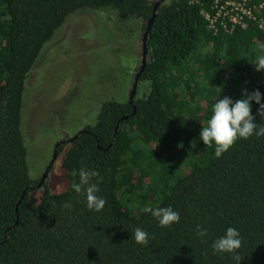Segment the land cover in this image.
I'll use <instances>...</instances> for the list:
<instances>
[{
  "label": "trees",
  "instance_id": "obj_1",
  "mask_svg": "<svg viewBox=\"0 0 264 264\" xmlns=\"http://www.w3.org/2000/svg\"><path fill=\"white\" fill-rule=\"evenodd\" d=\"M156 2L0 0V264H234L211 247L229 226L242 236L240 264H264V137L238 139L219 158L199 138L218 98L259 89L264 102V70L254 65L264 57V28L215 32L201 14L209 0ZM86 9L142 22V35L155 17L143 85L131 102L102 101L93 123L57 142L67 185L54 192L29 175L23 96L45 43ZM258 107L253 101L251 113L264 123ZM81 167L102 177L99 212L71 188ZM149 204L172 206L180 221L159 226L142 211ZM135 227L149 233L147 246L131 238Z\"/></svg>",
  "mask_w": 264,
  "mask_h": 264
},
{
  "label": "rangeland",
  "instance_id": "obj_2",
  "mask_svg": "<svg viewBox=\"0 0 264 264\" xmlns=\"http://www.w3.org/2000/svg\"><path fill=\"white\" fill-rule=\"evenodd\" d=\"M141 51L142 22H120L108 10L69 14L26 80L21 129L31 178H41L58 141L95 121L102 101L128 99ZM62 155H56L43 182L54 192L67 185Z\"/></svg>",
  "mask_w": 264,
  "mask_h": 264
},
{
  "label": "clouds",
  "instance_id": "obj_3",
  "mask_svg": "<svg viewBox=\"0 0 264 264\" xmlns=\"http://www.w3.org/2000/svg\"><path fill=\"white\" fill-rule=\"evenodd\" d=\"M257 71L264 70V57L254 64ZM241 99L233 100L225 96L218 98L211 107V114L207 124L202 126L199 138L203 143L212 147L214 145V155L219 158L227 152L238 139H249L250 137H264V123L255 122L251 113L252 102L259 105L257 114L264 121V102L259 89L249 92L244 89ZM78 180L72 183L71 188L77 195L84 197V202L89 211L99 212L103 210L106 199L98 193L102 177L94 169L81 167L77 173ZM65 209H71L72 204L65 202ZM144 213L151 214L156 219L159 226L171 227L180 221V213L172 206H152L145 205L142 209ZM196 235L204 238L208 235L207 228L197 225ZM131 238L142 246H147L150 241L149 233L141 227H135L131 232ZM214 253H231L234 264H240L243 258L239 254L242 247V236L238 228L229 226L224 234L214 239L211 245Z\"/></svg>",
  "mask_w": 264,
  "mask_h": 264
},
{
  "label": "built area",
  "instance_id": "obj_4",
  "mask_svg": "<svg viewBox=\"0 0 264 264\" xmlns=\"http://www.w3.org/2000/svg\"><path fill=\"white\" fill-rule=\"evenodd\" d=\"M201 14L215 32L246 28L252 23L264 28V0H209V7H202Z\"/></svg>",
  "mask_w": 264,
  "mask_h": 264
},
{
  "label": "water",
  "instance_id": "obj_5",
  "mask_svg": "<svg viewBox=\"0 0 264 264\" xmlns=\"http://www.w3.org/2000/svg\"><path fill=\"white\" fill-rule=\"evenodd\" d=\"M161 1H163V0H157L155 7H157V4L159 2H161ZM154 17H155V14H153L152 17L148 20L147 27H146L145 31L143 32V35H142V56H143V58H142L140 69H139V71L136 73V75L134 77V82H133L132 88H131V90L129 92V100H130V102L132 101L133 96L135 94L136 85H137V82H138V78L140 76V72L142 71V69L144 68L145 63H146V55H147V51H148V48L146 46V38H147V34L149 32V29L151 27V24L153 22ZM133 108H134V106H133ZM133 112H132V114H133ZM126 118H127V116H122L121 117V119H123V120L126 119ZM55 157H56V148H55V152L53 154V158H52L51 162L49 163V166L52 164V162L54 161ZM49 166H47V168L43 172V174H42V176L40 178L39 184H41L45 180V178L47 176V173H48V170H49ZM24 194H25V191L23 192L22 196Z\"/></svg>",
  "mask_w": 264,
  "mask_h": 264
},
{
  "label": "flooded vegetation",
  "instance_id": "obj_6",
  "mask_svg": "<svg viewBox=\"0 0 264 264\" xmlns=\"http://www.w3.org/2000/svg\"><path fill=\"white\" fill-rule=\"evenodd\" d=\"M141 62H142V58H143V56H142V51H141ZM140 66H141V63H140V65L137 67V71L135 72V75H136V73L139 71V69H140ZM135 75H134V77H135ZM133 82H134V79H133ZM132 85H133V83H132ZM61 141H64V142H69L70 141V138H64V139H61ZM57 148H58V144H57ZM47 168V167H46Z\"/></svg>",
  "mask_w": 264,
  "mask_h": 264
}]
</instances>
